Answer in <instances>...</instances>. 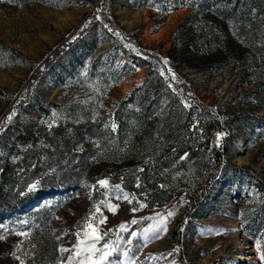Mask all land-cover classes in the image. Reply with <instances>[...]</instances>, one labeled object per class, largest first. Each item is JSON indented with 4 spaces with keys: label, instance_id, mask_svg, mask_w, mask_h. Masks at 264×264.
<instances>
[{
    "label": "rangeland",
    "instance_id": "obj_1",
    "mask_svg": "<svg viewBox=\"0 0 264 264\" xmlns=\"http://www.w3.org/2000/svg\"><path fill=\"white\" fill-rule=\"evenodd\" d=\"M196 1L200 0H104L102 4L101 0L23 4L0 0V86L15 97L25 91L38 69H45L47 58L73 45V51L37 87L39 101L46 107L52 102L85 107L93 115L108 116L105 123L112 126V110L148 74L147 67L133 65L115 44L110 35L116 33L131 48L159 57L158 69L188 106H207L237 132L232 154L223 160L213 181L209 179L216 173L215 161L199 174L194 155L200 148L220 147L223 134L215 133L211 141L196 121L201 134L197 146L180 157L185 162L169 169L151 166L149 180L143 182V136L158 116L132 135L118 161L112 155L101 156L91 141L92 164L85 171L79 172L71 162L58 175L45 171L33 177L28 169L11 163L10 171L17 177L13 181L11 172L0 166V264H79L84 257L76 253L91 243L93 228L103 237L95 247L110 246L103 264H264L260 259L264 223L261 215H255L264 201V84L248 92L253 85H247L244 96L237 98L241 90L237 71L229 68L211 78L204 72L210 63L189 57L187 42L177 43L180 22L195 9ZM125 64L133 68L125 69ZM110 65L123 73L117 83L108 80L113 77L106 67ZM36 81L31 91L36 90ZM14 105L15 98L0 100V135L15 114ZM58 111L51 109L52 120L61 117ZM155 138L161 149L170 142V135L159 138L155 133ZM81 150L76 148V158ZM156 180L172 196L170 202L149 204L148 191ZM33 184L36 189L29 191ZM209 186L211 194L193 207L194 193ZM44 189L53 192L40 196ZM29 199L33 201L27 205ZM177 230L179 239L174 235ZM82 240L85 244H80ZM99 256L97 252L95 259Z\"/></svg>",
    "mask_w": 264,
    "mask_h": 264
},
{
    "label": "trees",
    "instance_id": "obj_2",
    "mask_svg": "<svg viewBox=\"0 0 264 264\" xmlns=\"http://www.w3.org/2000/svg\"><path fill=\"white\" fill-rule=\"evenodd\" d=\"M11 1L14 4H23L28 1L44 0ZM102 3L104 0H101ZM194 6L195 9L180 22L177 36V43L187 42L185 45L189 57L204 58V62H209L204 72L211 78L229 68L237 71L240 74L241 87L237 98L244 96L246 92L243 88L247 85H253L247 89L248 92L264 84V0H200L196 1ZM103 15L106 18V13ZM110 36L116 40L115 44L119 45L133 65L148 68L145 82L134 88L112 110L110 118L115 129L113 125L105 123L108 116L93 115L91 110L85 107L53 102L50 104L51 107H46L39 101L37 87L41 86L44 77L73 51L75 48L73 45L58 49L47 58L45 69H38L35 72L25 91L18 97L0 86V100L11 101L15 98L13 108L15 114L0 135V166L11 172L10 180H17L15 174L10 171L11 163L28 169L33 177L45 171L58 175L71 162L78 167L79 172L88 170L92 164L89 157L91 141L97 144L101 156L112 155L113 161H118L132 135L145 130L147 122L154 116H158V120L152 130L143 136L142 147L146 151L143 182H148L151 166L169 169L185 162L181 161L180 157L184 152L197 146V138L201 134V128L195 124L196 121L211 141L215 133L223 134L220 147L212 145L210 151H207V148H200L196 151L193 161L199 174L215 161L213 164L216 166L214 167L216 173L209 180L216 179L218 172L221 171V163L232 154L237 140V132L232 125H226L218 120L210 109L201 103L188 106L182 96L173 87H169L164 73L158 69L160 62L156 59L159 57L131 48L125 44L126 40L123 38L120 40L116 33H111ZM81 38L82 36L73 44L79 42ZM85 39L86 37L82 40ZM133 65L125 64V69L133 68ZM106 67L113 74V77L108 79L109 82L117 83L123 73L113 65ZM34 80H37L36 90L31 91L30 86ZM51 109L59 110L61 117L52 120ZM42 118L48 119L44 121ZM155 133L159 138L170 135V142L162 146L164 149L158 146ZM40 139L43 141L40 142ZM44 145L46 147H43ZM78 147L82 150L76 158L77 154L74 153ZM101 156L98 160H101ZM13 181L9 183L12 185ZM62 184L65 185L64 188L69 186L66 183ZM211 188L209 186L208 190L200 189L194 193L193 207L197 208L201 200L211 194ZM51 192L53 190L44 189L40 196L49 197ZM148 192L150 205L166 204L172 199L171 195H166V190L161 188L157 180ZM160 194H164V197ZM32 201L33 199H29L27 205ZM255 213L257 217L261 215L260 221L264 223V201L255 209ZM174 235L176 239L180 238L178 230Z\"/></svg>",
    "mask_w": 264,
    "mask_h": 264
},
{
    "label": "snow or ice",
    "instance_id": "obj_3",
    "mask_svg": "<svg viewBox=\"0 0 264 264\" xmlns=\"http://www.w3.org/2000/svg\"><path fill=\"white\" fill-rule=\"evenodd\" d=\"M10 118L11 117H9V119ZM113 129H115V125L114 124H113ZM38 183L39 182H37V184ZM99 183L101 185H107V181H99ZM37 184L30 185L28 190L29 191L35 190L36 187H37ZM117 198H119V197H117ZM124 199H127V196H125ZM113 207H115V206H113ZM135 210L136 209H133V211H135ZM97 211H99V208H97ZM168 215L170 216V215H172V213L170 212V213H168ZM104 219H106V218H104ZM104 219H102L100 221V223H103L104 222ZM92 232H93V235L90 238L91 239V243H87L86 244V247L83 250V252L78 251L76 253L77 256L83 255V257H84V259L82 261H80L79 264H103V262L105 260H107L108 257H109L110 246L108 244H105L102 249H97L95 247L96 242L99 241L100 239H102L103 237L96 234V229L95 228H93ZM80 244H85V241H83V240L80 241ZM77 247L79 248V244L77 245ZM61 251L62 252H66V251H69V250L68 249H61ZM97 252L100 253V256H99V259L98 260L95 259V255H96ZM17 259H19V257H17ZM260 259L262 261H264V252L261 253ZM21 264H23V261L21 262Z\"/></svg>",
    "mask_w": 264,
    "mask_h": 264
}]
</instances>
